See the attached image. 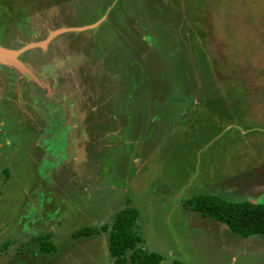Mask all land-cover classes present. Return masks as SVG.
<instances>
[{
  "label": "rangeland",
  "instance_id": "rangeland-1",
  "mask_svg": "<svg viewBox=\"0 0 264 264\" xmlns=\"http://www.w3.org/2000/svg\"><path fill=\"white\" fill-rule=\"evenodd\" d=\"M0 44V264H110L71 235L126 207L162 264H264L183 206L264 204V0H0Z\"/></svg>",
  "mask_w": 264,
  "mask_h": 264
},
{
  "label": "trees",
  "instance_id": "trees-1",
  "mask_svg": "<svg viewBox=\"0 0 264 264\" xmlns=\"http://www.w3.org/2000/svg\"><path fill=\"white\" fill-rule=\"evenodd\" d=\"M183 206L224 225L242 239L264 236L263 203L228 201L215 195L203 194L186 199ZM137 216L134 208L126 207L113 217L110 225H102L98 229L83 227L71 236L77 239L105 233L110 264H162V255L144 249V241L135 229ZM52 249L50 243L44 241L40 251L49 253Z\"/></svg>",
  "mask_w": 264,
  "mask_h": 264
},
{
  "label": "water",
  "instance_id": "water-1",
  "mask_svg": "<svg viewBox=\"0 0 264 264\" xmlns=\"http://www.w3.org/2000/svg\"><path fill=\"white\" fill-rule=\"evenodd\" d=\"M40 45H42V44H40ZM27 47H31V45H27ZM25 49H26V48H25ZM20 51H21V50H19V51H14V50L9 51V50H7V51H6V50H1V49H0V60H1L3 63H5V64H10V65L13 64V66L18 67V65L15 64L14 57H15L16 55H18V54L20 53Z\"/></svg>",
  "mask_w": 264,
  "mask_h": 264
},
{
  "label": "crops",
  "instance_id": "crops-1",
  "mask_svg": "<svg viewBox=\"0 0 264 264\" xmlns=\"http://www.w3.org/2000/svg\"><path fill=\"white\" fill-rule=\"evenodd\" d=\"M0 49L1 50H9V51H12L11 49H9V46L8 45H5V44H0ZM16 57H17V55L14 57V59H16ZM1 61V60H0ZM2 62V61H1ZM3 63V62H2ZM2 63H0V64H2ZM3 64H5V63H3ZM6 65H8V64H6Z\"/></svg>",
  "mask_w": 264,
  "mask_h": 264
}]
</instances>
